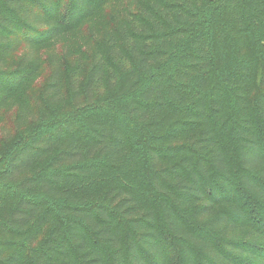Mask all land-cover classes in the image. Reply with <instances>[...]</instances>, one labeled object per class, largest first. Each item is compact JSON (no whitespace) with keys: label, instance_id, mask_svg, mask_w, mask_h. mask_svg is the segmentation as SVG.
<instances>
[{"label":"trees","instance_id":"obj_1","mask_svg":"<svg viewBox=\"0 0 264 264\" xmlns=\"http://www.w3.org/2000/svg\"><path fill=\"white\" fill-rule=\"evenodd\" d=\"M0 125V264H264V0H0Z\"/></svg>","mask_w":264,"mask_h":264},{"label":"rangeland","instance_id":"obj_2","mask_svg":"<svg viewBox=\"0 0 264 264\" xmlns=\"http://www.w3.org/2000/svg\"><path fill=\"white\" fill-rule=\"evenodd\" d=\"M76 35H77V31L68 33V35L66 36L67 39L69 40L71 46H73L77 42ZM55 49L58 52V54H60V53L65 54L66 53L65 52V49H66L65 41L62 40V41L58 42L55 45ZM49 53H50V51H48L44 48L40 49L38 52L40 61L44 62L45 58L48 59L47 55H49ZM47 74H48V66H46V64L41 63V70L38 71V76L36 77L37 81H39L38 83H41L46 78ZM1 125L8 127V128L10 127V123H9V120H7V117ZM0 130L3 131L1 128H0Z\"/></svg>","mask_w":264,"mask_h":264}]
</instances>
